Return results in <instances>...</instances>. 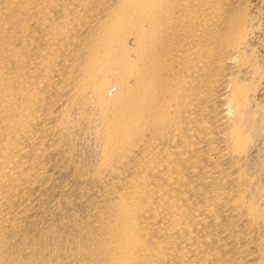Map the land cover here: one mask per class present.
I'll return each instance as SVG.
<instances>
[{
  "label": "bare ground",
  "instance_id": "6f19581e",
  "mask_svg": "<svg viewBox=\"0 0 264 264\" xmlns=\"http://www.w3.org/2000/svg\"><path fill=\"white\" fill-rule=\"evenodd\" d=\"M0 264H264V0H0Z\"/></svg>",
  "mask_w": 264,
  "mask_h": 264
}]
</instances>
